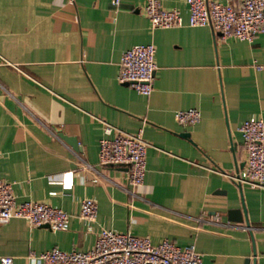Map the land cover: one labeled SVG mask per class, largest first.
Here are the masks:
<instances>
[{
	"label": "crops",
	"instance_id": "0c3cea01",
	"mask_svg": "<svg viewBox=\"0 0 264 264\" xmlns=\"http://www.w3.org/2000/svg\"><path fill=\"white\" fill-rule=\"evenodd\" d=\"M144 1L114 9L110 0H0V180L17 202L70 214L62 230L21 218L0 224V257L13 264L53 247L90 250L101 229L192 244L202 264H264V189L216 172H242L239 126L264 120V33L248 42L191 27L184 0H160L180 10L181 25L151 28ZM149 43L156 69L146 97L116 74L124 50ZM186 109L200 120L179 125L175 113ZM93 117L150 144L139 187L127 185V167L98 165L103 133ZM84 198L97 204L91 223L79 217ZM230 210L242 221L229 220Z\"/></svg>",
	"mask_w": 264,
	"mask_h": 264
},
{
	"label": "built area",
	"instance_id": "2783aa9c",
	"mask_svg": "<svg viewBox=\"0 0 264 264\" xmlns=\"http://www.w3.org/2000/svg\"><path fill=\"white\" fill-rule=\"evenodd\" d=\"M191 27L210 26L222 37H232L251 42L264 33V0H241L237 4L217 0H184ZM120 0H110L114 9ZM142 13L151 28H171L182 24L177 8L166 9L160 0H145ZM155 46L136 44L121 53L116 80L143 96L153 91ZM102 127L103 136L98 140V165L100 167H127V185L139 187L146 171V150L150 144L141 131L128 133L103 119L93 117ZM175 119L181 126H190L200 120L197 109L180 110ZM245 153L244 168L234 175L217 170L239 185L250 189H264V120L250 117L239 126ZM92 182L96 183L97 179ZM97 204L92 198L80 202L79 217L87 223L96 219ZM13 218L24 219L29 227L48 225L53 230L65 229L70 214L48 203L39 201L17 202L12 184L0 180V224ZM29 264H202V256L192 244L179 246L163 239L153 243L148 236L132 231L117 232L101 229L92 249L63 251L53 247L41 253L31 252ZM0 264H13L10 256L0 257Z\"/></svg>",
	"mask_w": 264,
	"mask_h": 264
},
{
	"label": "water",
	"instance_id": "95a60500",
	"mask_svg": "<svg viewBox=\"0 0 264 264\" xmlns=\"http://www.w3.org/2000/svg\"><path fill=\"white\" fill-rule=\"evenodd\" d=\"M185 135L187 133H184ZM60 138H62L64 141H66L68 144H70L74 149H76V144H77V141L75 138L73 137H65L64 135H59ZM240 187V185H239ZM243 213H245V209L243 207ZM228 219L229 220H232V221H239L241 222L242 221V217L240 216V210H230L228 211ZM42 226H48V225H42ZM254 256H255V252H254ZM250 262H252V264H255V259H251L250 258H247L245 260V263L244 264H250Z\"/></svg>",
	"mask_w": 264,
	"mask_h": 264
}]
</instances>
